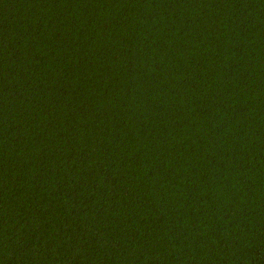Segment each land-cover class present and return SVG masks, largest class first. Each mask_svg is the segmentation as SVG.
I'll use <instances>...</instances> for the list:
<instances>
[{"label": "trees", "instance_id": "trees-1", "mask_svg": "<svg viewBox=\"0 0 264 264\" xmlns=\"http://www.w3.org/2000/svg\"><path fill=\"white\" fill-rule=\"evenodd\" d=\"M0 264H264V0H0Z\"/></svg>", "mask_w": 264, "mask_h": 264}]
</instances>
